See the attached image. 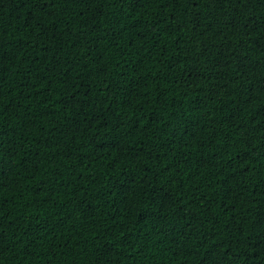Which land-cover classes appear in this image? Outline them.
Returning a JSON list of instances; mask_svg holds the SVG:
<instances>
[{"label": "trees", "instance_id": "trees-1", "mask_svg": "<svg viewBox=\"0 0 264 264\" xmlns=\"http://www.w3.org/2000/svg\"><path fill=\"white\" fill-rule=\"evenodd\" d=\"M0 264H264V0H0Z\"/></svg>", "mask_w": 264, "mask_h": 264}]
</instances>
